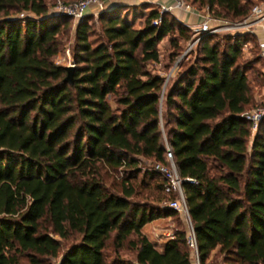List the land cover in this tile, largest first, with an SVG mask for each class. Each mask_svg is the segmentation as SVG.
Instances as JSON below:
<instances>
[{"label": "trees", "instance_id": "16d2710c", "mask_svg": "<svg viewBox=\"0 0 264 264\" xmlns=\"http://www.w3.org/2000/svg\"><path fill=\"white\" fill-rule=\"evenodd\" d=\"M188 1L215 20L244 19L253 5ZM46 2L0 0V264H193L180 223L159 248L141 232L177 217L155 169L168 166L165 145L197 264H264V118L251 131L243 117L264 105H254L264 88L254 36L252 68L238 61L246 35H207L161 88L150 70L158 43L166 73L191 30L150 6L140 23L115 6L96 15V31L88 17L74 24L68 85L53 57L71 18L48 15Z\"/></svg>", "mask_w": 264, "mask_h": 264}, {"label": "rangeland", "instance_id": "374dc122", "mask_svg": "<svg viewBox=\"0 0 264 264\" xmlns=\"http://www.w3.org/2000/svg\"><path fill=\"white\" fill-rule=\"evenodd\" d=\"M101 1H102L103 5H104L105 0H101ZM180 1L183 2L184 4L189 5V1L188 0H186V1L180 0ZM262 1L263 0H251V4H253L252 7L253 6H260L261 5L260 3H262ZM57 2H60V1L59 0H47V2H46V11H47L48 15H54L55 14L54 13V6L56 5ZM144 6H150V7L154 8V9L158 10V12L161 9L159 7H154L151 4H140V5L134 6L133 9L129 8L128 10H126L125 11V16H127V18L134 19L135 23L136 22L140 23L142 21V16L148 10L146 8H143ZM190 7L195 9L194 6H190ZM195 10H197V9H195ZM198 11L202 12L203 14L207 13L205 11V9H199ZM97 14H98L97 12H92V11L89 10V11H84V15H83V17L90 18L91 26L94 27L95 31L97 29V24H96V15ZM22 15H24V13L15 15V17H21ZM208 16L210 17V15H208ZM211 19H213V18H211ZM242 20L243 19H238V20H217V21L214 20V21L210 22V25L211 26H216V27L217 26L218 27L222 26L223 23H225L227 25H237V24L241 23ZM76 22L73 21L72 19L68 21V26H69L68 37L65 38V41H63V43H62L61 49L53 57L54 63H56L58 65H61V66L72 65V61H71L70 53H69V47H70V45L72 43V31H73V26H74V24ZM249 30H252V32L245 31V29H234L233 31H221L220 30V31H217V32L211 33V34H203V35H201V37H204V36L208 35L211 38L212 42H213V41H219L223 36H228V35L233 36V35H236V34L237 35H246V41L241 46V51H240V56H239L238 61H239V63L249 62V67L252 68L250 61L253 58H256V54L258 56V48L256 49V45L252 41L251 37L254 36V38L256 39L255 35L253 34V30H257V27L253 26ZM195 37L196 36L191 31L190 40L187 41L184 44L183 49L174 58L170 69L166 73H163L162 66H163V63L165 62V55H166V51L168 50V47H167L166 38L162 39L157 45L158 46V51H159V63L151 65L150 66L151 67L150 70L153 73L162 75V77L164 78V76H166L169 71H171L169 77L171 75H173L177 71V67H178L179 64H181L182 66H186L187 64H190L194 60V58H195L197 53H196V45L195 44H192L189 47V49H188V46L192 43V41H193V39ZM256 41H257V39H256ZM252 73L253 74L255 73V69L254 68L251 69V71H249L247 73L248 79L251 78ZM164 85L162 84L161 88H163ZM262 89L263 88L254 89V91H253L254 95H255V99H256L255 103H254L255 106L258 105V104L259 105L264 104V96L261 95V90ZM253 109H255V107L247 110L246 112H248L250 110H253ZM146 164L147 163H145V166H146ZM178 223H180L183 226V228L185 229V231H186L184 221H183L182 217L177 213V217L169 218L167 221H163L162 223H158V224H156L155 227L148 229L149 230L148 234L150 236H157V234H160V233L164 234L165 233V234H167V237H169L171 232H172V230L174 228H176V226H178L177 225ZM120 255L122 257H124V258L131 259V254L129 252H127L125 249L121 250ZM192 261H193V264H194L193 256H192ZM216 264H219V263L217 262Z\"/></svg>", "mask_w": 264, "mask_h": 264}, {"label": "built area", "instance_id": "2783aa9c", "mask_svg": "<svg viewBox=\"0 0 264 264\" xmlns=\"http://www.w3.org/2000/svg\"><path fill=\"white\" fill-rule=\"evenodd\" d=\"M172 6H166L162 7L159 12H169L172 8H182L185 11H190L191 7L187 4H184L180 0H173ZM260 6H253L248 15L242 20L241 23L237 25H227L225 23L222 24V26H209V22L214 21L215 19H211L207 13L203 16V21L196 27H192V32L196 36L192 43L188 46L189 47L192 44H195L196 41L201 37L203 34H211L215 33L217 31H233L234 29H245V31L252 32V30H249L253 26H262V21L264 20V0L262 3H260ZM93 6L96 9V12H100L103 9V3L101 0H79L73 4L64 5L61 2H57L54 6V13L59 15H64L70 17L73 21H78L81 19L84 15V11L90 7ZM217 21V20H216ZM159 20H155L153 24H157ZM259 56L264 62V43L259 44ZM170 72L166 76H164L163 85L167 81V78L170 75ZM243 117L250 122V129L251 131H254L257 122L264 118V105L258 108H255L253 110H250L248 112H245L243 114ZM166 150V158L168 160V166H155V169L162 175L164 178V184L162 187L163 193L166 195H171L173 198L169 201H167L165 206L167 208H170L174 210L176 213H178L185 224L186 228V243L187 246L192 250L193 258H194V264H197L196 259V251H195V241L193 237V232L191 228V224L189 221V218L186 213L184 200H183V194L181 191V180L179 179L177 172L175 170V167L173 166V163L171 161V155L169 152L168 147L165 145ZM190 182V180H188Z\"/></svg>", "mask_w": 264, "mask_h": 264}, {"label": "crops", "instance_id": "0c3cea01", "mask_svg": "<svg viewBox=\"0 0 264 264\" xmlns=\"http://www.w3.org/2000/svg\"><path fill=\"white\" fill-rule=\"evenodd\" d=\"M173 0H105V3L103 5L102 10L110 9L115 6H126V7H134L136 5L140 4H151L154 7H166V6H172ZM92 11L96 12L95 7L90 6L85 11ZM101 10V11H102ZM99 13V12H97ZM173 17H175L180 23L185 25L187 28H189L192 31V27L198 26L204 19V14L202 12H199L198 10H195L191 8L190 11H185L182 8H172L169 12ZM212 22V21H211ZM209 26L210 22H209ZM257 30H253V34L255 35L258 44L264 43V31L262 29V26H256ZM261 95L264 96V88L261 90ZM169 218H159L156 220H153L151 222H148L144 224L141 227V232L146 236V238L155 244L156 248H159V245L166 239L167 234H157V236H150L148 233V229L153 228L158 223H162L163 221H167ZM158 221V222H157ZM157 231V230H156ZM159 233V232H158ZM154 235V234H153Z\"/></svg>", "mask_w": 264, "mask_h": 264}, {"label": "water", "instance_id": "95a60500", "mask_svg": "<svg viewBox=\"0 0 264 264\" xmlns=\"http://www.w3.org/2000/svg\"><path fill=\"white\" fill-rule=\"evenodd\" d=\"M64 71H65V75L62 79L63 83H66L68 85L72 84V72L74 69V65H67L63 67Z\"/></svg>", "mask_w": 264, "mask_h": 264}]
</instances>
